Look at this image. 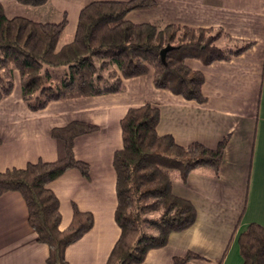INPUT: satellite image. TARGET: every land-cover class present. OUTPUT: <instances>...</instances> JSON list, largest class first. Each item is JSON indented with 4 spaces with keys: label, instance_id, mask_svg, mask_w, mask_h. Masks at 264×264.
<instances>
[{
    "label": "crops",
    "instance_id": "0c3cea01",
    "mask_svg": "<svg viewBox=\"0 0 264 264\" xmlns=\"http://www.w3.org/2000/svg\"><path fill=\"white\" fill-rule=\"evenodd\" d=\"M99 0H48L33 6L0 0L8 18L25 17L40 23L67 19L57 49L76 35L83 7ZM126 1V0H123ZM150 9L126 15L134 23H177L221 28L217 44L253 45L226 60L186 63L203 72L206 101L199 103L154 84V68L123 79L118 92L50 101L31 110L22 96L21 75L14 71V88L0 100V171L28 163L52 162L58 147L51 131L72 121L98 130L76 138L77 159L90 166L89 178L68 169L48 184L60 200L61 229L71 223L74 206L94 215L93 227L66 249L70 264H106L120 236L114 153L123 145L121 120L132 107L151 103L160 109L157 130L188 145L201 142L216 147L228 142L220 169L194 168L183 180L174 173L173 191L189 199L197 218L186 230L173 232L168 243L151 249L139 264H173L189 251L200 257L186 264H242L239 235L251 223L264 226V0H155ZM49 248L40 243L28 220V207L18 191L0 195V264H48Z\"/></svg>",
    "mask_w": 264,
    "mask_h": 264
},
{
    "label": "trees",
    "instance_id": "16d2710c",
    "mask_svg": "<svg viewBox=\"0 0 264 264\" xmlns=\"http://www.w3.org/2000/svg\"><path fill=\"white\" fill-rule=\"evenodd\" d=\"M38 6L48 0H17ZM155 0H99L83 7L74 40L57 49L67 19L40 23L25 17L8 18L0 2V100L14 88V71L21 75L22 96L31 110L53 100L120 91L123 79L154 68V84L199 103L206 101L202 71L186 60L204 64L230 59L253 45L234 42L226 47L217 40L221 28L191 27L177 23H134L126 18L135 9H150ZM232 39V38H230ZM166 46L165 60L161 50ZM160 109L151 103L132 107L121 120L123 145L115 151L117 207L120 236L106 264L142 263L151 249L165 246L171 233L191 227L197 218L194 204L173 191L174 173L185 180L196 167L220 169L228 136L216 147L195 141L178 143L157 130ZM98 130L84 122L55 127L51 136L58 147L52 162L28 163L23 168L0 171V195L18 191L28 207L30 226L49 248L48 264H70L66 249L94 225V215L76 205L69 226L60 228V200L48 184L68 169L89 178L90 166L76 158L77 137ZM2 141L0 140V145ZM242 264H264V226L251 223L239 235ZM200 257L192 251L175 256L173 264Z\"/></svg>",
    "mask_w": 264,
    "mask_h": 264
},
{
    "label": "water",
    "instance_id": "95a60500",
    "mask_svg": "<svg viewBox=\"0 0 264 264\" xmlns=\"http://www.w3.org/2000/svg\"><path fill=\"white\" fill-rule=\"evenodd\" d=\"M172 48H173L172 46H166L165 48H163L161 50V56H162V59L163 60H165V56H166L167 51H169Z\"/></svg>",
    "mask_w": 264,
    "mask_h": 264
},
{
    "label": "rangeland",
    "instance_id": "374dc122",
    "mask_svg": "<svg viewBox=\"0 0 264 264\" xmlns=\"http://www.w3.org/2000/svg\"><path fill=\"white\" fill-rule=\"evenodd\" d=\"M17 72H18V70H17Z\"/></svg>",
    "mask_w": 264,
    "mask_h": 264
}]
</instances>
